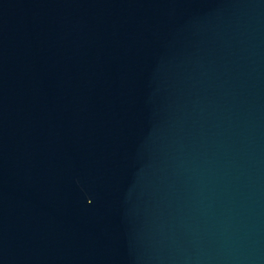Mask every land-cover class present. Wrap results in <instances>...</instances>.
Listing matches in <instances>:
<instances>
[{
    "label": "water",
    "instance_id": "water-1",
    "mask_svg": "<svg viewBox=\"0 0 264 264\" xmlns=\"http://www.w3.org/2000/svg\"><path fill=\"white\" fill-rule=\"evenodd\" d=\"M0 264H264V0H0Z\"/></svg>",
    "mask_w": 264,
    "mask_h": 264
}]
</instances>
